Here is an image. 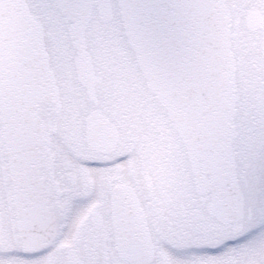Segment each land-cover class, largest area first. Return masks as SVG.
Segmentation results:
<instances>
[{"label": "snow or ice", "instance_id": "6c2138e0", "mask_svg": "<svg viewBox=\"0 0 264 264\" xmlns=\"http://www.w3.org/2000/svg\"><path fill=\"white\" fill-rule=\"evenodd\" d=\"M0 264H264V0H0Z\"/></svg>", "mask_w": 264, "mask_h": 264}]
</instances>
